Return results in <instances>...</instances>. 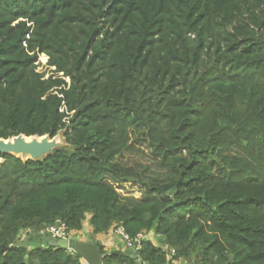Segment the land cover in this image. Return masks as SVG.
<instances>
[{"label":"trees","instance_id":"obj_1","mask_svg":"<svg viewBox=\"0 0 264 264\" xmlns=\"http://www.w3.org/2000/svg\"><path fill=\"white\" fill-rule=\"evenodd\" d=\"M60 132L0 155V264H80L40 245L57 220L152 233L142 264H264V0H0V139Z\"/></svg>","mask_w":264,"mask_h":264},{"label":"water","instance_id":"obj_2","mask_svg":"<svg viewBox=\"0 0 264 264\" xmlns=\"http://www.w3.org/2000/svg\"><path fill=\"white\" fill-rule=\"evenodd\" d=\"M42 139V140H40ZM40 140V141H39ZM58 147V143L55 138H50L49 136L43 137H26L19 135L10 139H0V155H12L20 158L21 160H39L43 157L49 155L51 151ZM22 233L28 237L27 232H20L18 238ZM42 234V233H41ZM151 234V233H150ZM152 235V234H151ZM47 247H58L67 249L74 254H76L80 259H82L86 264H104V260L111 255H120L121 252H100L98 245L93 242L91 236H87L86 241L80 240L78 234H72L67 240H59L51 237H47ZM145 240H148L146 238ZM40 245H43L42 235L39 237ZM20 245L27 246L26 240L20 239ZM38 245H32L30 250L37 248ZM123 255L128 256L135 261L136 264H142V262L137 258L136 250H129L123 247ZM28 257V252L25 259ZM148 264V263H143Z\"/></svg>","mask_w":264,"mask_h":264},{"label":"rangeland","instance_id":"obj_3","mask_svg":"<svg viewBox=\"0 0 264 264\" xmlns=\"http://www.w3.org/2000/svg\"><path fill=\"white\" fill-rule=\"evenodd\" d=\"M47 62H48V58L45 55H40L38 57V63L39 66L37 68V71L40 73H44V77L48 78L52 73L51 71H53L52 67H48L47 66ZM55 140L58 143V146H63L65 145L64 142V138H63V132H60L56 137ZM141 152L142 153H138V154H126L122 163H124L126 166H135V165H140V166H147L148 163L150 164V157L148 154V150H146L145 147H141ZM1 161V159H0ZM152 169V178H160L163 177L164 174L161 172H157L156 170ZM139 171V170H138ZM161 174V175H160ZM118 188V191L120 193H122L123 195L126 196H134L135 198H139L140 197V193L138 192L139 187L137 185H133L132 182H128L126 184L123 185H116Z\"/></svg>","mask_w":264,"mask_h":264},{"label":"crops","instance_id":"obj_4","mask_svg":"<svg viewBox=\"0 0 264 264\" xmlns=\"http://www.w3.org/2000/svg\"><path fill=\"white\" fill-rule=\"evenodd\" d=\"M22 232H27L28 237L30 238L29 231H22ZM74 234H78L80 236V240H82V241H86V238L88 235L91 236L93 242L98 245V248L99 247L103 248V253L121 252L120 255H118V256H121V255L125 256L122 254V252H123V247H126V246H125L124 242L114 233V230H112V229L109 230L107 233L94 235V234H92V228L86 223L84 225L82 231L74 233ZM151 234L149 233L147 236L142 235V237H143V239H146V238L152 239L153 234L152 235ZM39 235L40 236L42 235L41 232L39 233ZM28 237H26L22 233V235L20 236V239L27 240ZM32 245H39V242L33 241ZM137 258H138V256H137ZM80 264H86V263L82 259H80ZM181 264H186V263L181 262Z\"/></svg>","mask_w":264,"mask_h":264},{"label":"built area","instance_id":"obj_5","mask_svg":"<svg viewBox=\"0 0 264 264\" xmlns=\"http://www.w3.org/2000/svg\"><path fill=\"white\" fill-rule=\"evenodd\" d=\"M41 233L59 240H67L71 237V234L68 233L65 224L60 220H57L53 225L46 227ZM114 233L124 242L126 248L129 250L137 251L139 240L143 238L142 235H138L134 240L130 239L122 227H116L114 229ZM174 253L173 249L169 250L168 264H181L179 260L177 261L173 258Z\"/></svg>","mask_w":264,"mask_h":264},{"label":"bare ground","instance_id":"obj_6","mask_svg":"<svg viewBox=\"0 0 264 264\" xmlns=\"http://www.w3.org/2000/svg\"><path fill=\"white\" fill-rule=\"evenodd\" d=\"M39 138H40V137H39ZM40 140H42V139H40ZM40 140H39V141H40Z\"/></svg>","mask_w":264,"mask_h":264}]
</instances>
